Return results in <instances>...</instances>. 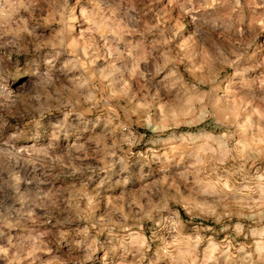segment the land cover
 <instances>
[{"label": "rangeland", "instance_id": "1", "mask_svg": "<svg viewBox=\"0 0 264 264\" xmlns=\"http://www.w3.org/2000/svg\"><path fill=\"white\" fill-rule=\"evenodd\" d=\"M0 264H264V0H0Z\"/></svg>", "mask_w": 264, "mask_h": 264}]
</instances>
